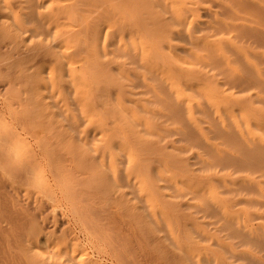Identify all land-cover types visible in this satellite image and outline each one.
Returning a JSON list of instances; mask_svg holds the SVG:
<instances>
[{
	"label": "rangeland",
	"instance_id": "1",
	"mask_svg": "<svg viewBox=\"0 0 264 264\" xmlns=\"http://www.w3.org/2000/svg\"><path fill=\"white\" fill-rule=\"evenodd\" d=\"M98 1H96V3ZM131 1L132 0H123V3L125 4L124 5L121 4V0L120 2H118V0H100L97 4H94V8L89 7L91 11L86 12L85 15L88 16L90 14L91 21L100 19L101 27L104 26L102 30L105 29V32L103 30V41L105 42L107 36L108 38L106 41L107 49L104 51L101 50L100 52L102 58L99 60V62L101 64L100 70H102V75L98 77L99 80H97L98 78L94 81L90 80L85 82V85L89 84L90 82L92 86L94 84L95 88H103L105 90L104 95H106L114 105H117V98L119 96L123 97L124 100L129 98L128 102L126 103L129 113L125 112L122 114V116L129 123V126H131L136 132V148L139 150V159L148 161L149 165L153 163L151 165L153 166L152 172L150 173L156 180L158 192L161 194V196H163L162 200L165 199L164 201H168L170 203L172 202L171 204H173L175 207L181 208V217L176 219L175 222H177L175 223L174 219H168L159 213V211L157 212L159 207L153 209L148 205L146 197L140 190V187L137 183L138 180L135 178L140 171L133 169L132 163H130L124 152H114L111 148L112 153L115 154L116 174H114L111 163L108 160H102L100 153L98 152H102L105 146L91 133V127L86 122V120L83 121V109H81L82 107L79 105L81 104L79 103L80 100L78 98L76 99V96L79 94L78 89H76L78 88V83H74L73 81L69 80L57 82L58 85L55 83V85H51L53 81L45 77V82L43 80L44 83H41L42 80L32 82L33 86H40L38 84L41 83L42 87L40 86L37 89L34 87L33 88L36 90L42 89L45 98L48 96V93L51 96H56L58 94L57 98L49 96V98L51 97L50 99L47 97V100H43L46 102V104L48 103L47 105L49 110H47V112H54L56 116L53 118L57 120V122H60H58V126L60 128L58 129L59 131L57 134L62 135L65 134L66 131L69 132L67 134H70L71 137L74 136V140H76L79 146L82 147V149L80 147L81 151L79 149L82 154H76V156H79L78 162L79 159L80 162L78 163L76 161V157L74 159V157L71 156L70 159L73 160L71 165H75L77 162L79 165L78 167H81L82 170L85 169L90 172L89 170L94 169L95 167L91 165L93 167L91 168L90 164L93 163V165L97 164L101 169H99V174L96 175V179L99 183L97 181L95 182V177L92 178L91 175L89 180L95 183V185L93 182L91 183L92 191L97 189L96 183L101 185L97 187H101L103 190L100 191L99 188L96 190H99V192L93 191L94 193H91V189H88L86 184L84 185V188H82L83 185H81L80 188L82 190H90L89 195L86 193L88 198L92 196L90 198L94 199V197L97 198V195H99L98 198L100 200H105L102 203H99V200L97 202V200L94 199L100 204H98V207L97 203L95 201V203H92L93 199L91 200L89 198L91 200L89 205L92 206L91 204H93L92 207L94 208L92 209L94 211L96 210V213H98L97 217L101 219L100 223L103 226L106 225L104 226L105 229H110L111 227L114 229V227H117L116 231H118V228H123L122 231L120 230L119 232L121 236L123 234L127 236V231L130 229L133 230L132 234L134 235H129L132 245L127 243L131 246V248H133V251H129L127 256L129 255V258H134L135 256L134 260L136 261L134 262L137 264H165L167 262V264H222L223 262V264H264V43L258 42L259 44L256 43L254 44L255 46H251V42L246 43L249 41L246 40L247 38L243 40V38H245L244 34L247 35L245 31H249L252 34L254 33L253 31H255L258 36L259 34L262 35L261 38L263 40L261 41H264V0H208L209 2H201V0H180L181 4L180 7L177 6L178 8H176L175 4L171 2L167 3L163 0H149V3L155 6L156 10L162 14V21L165 23V28L163 29V38L161 41L164 42L165 40V42H168V39L170 40L171 55L169 49H162L160 51L147 50L142 52L140 47V49L132 48V44L129 45L130 42L127 39L128 37L124 38V41L126 42L125 44L127 45H116V47L113 46L112 42L115 40L117 41V35L112 33V30L116 31L115 28L117 26H113H115V24L118 25L121 23L122 14L120 16L119 13H123V10L125 11V16H130L132 12L130 10L131 6L129 7L130 9H128L126 4H129ZM69 3L71 5L72 2ZM218 4H221L222 6L228 5L230 8L228 11H225L221 7L219 8ZM66 5L68 6L69 4L67 3ZM117 6L120 9H123L120 11ZM99 8H102V10ZM116 8L119 10V13L117 14L115 13ZM176 9L177 11H175ZM41 10L44 12L46 11L45 9ZM96 10L99 11V14ZM126 10H130L131 12H126ZM57 11H59V9ZM107 11L110 12L108 13ZM223 11H225V13H223ZM96 12L98 14H96L97 16L94 14ZM113 13H115V17L113 16ZM219 13L222 15H219ZM229 13H232V15ZM91 14H94L95 16ZM105 15L106 18L104 19ZM94 17L98 19H95ZM221 19H223L222 21H226L231 24L229 28L233 31L232 36H241V34L238 33L245 32L244 34L242 33V35H244L243 37L241 36L242 41L240 38L237 39V36L234 41L239 48L246 49L244 54H239L237 49H234L231 52L230 49L226 48V51L230 50L229 52L232 59V65L231 67H228L227 65H223L225 67L222 66L224 70L223 75H225V77L221 76V80H223L222 82L224 83L228 82V80L229 83L230 80L236 83L237 80L243 82L245 79L244 81L252 84H250L252 87L251 91L249 88L245 93H239L241 90L239 86L240 83H236L235 86H231V84L228 85V83H226L225 87H221L218 84L220 81L216 76L219 69L218 67L220 65L218 66L219 63L216 60L217 54L215 52L216 49L214 45L217 46L220 43V38L222 37L218 36L217 34V29H220L221 27L218 25V20L221 21ZM103 20L105 22H103ZM37 23L39 24V22L35 20L32 25H38ZM202 23L209 25L203 27ZM91 24L94 25L93 23ZM38 26H40V24ZM210 26L211 30L205 28H209ZM199 28L202 29V31L199 30ZM256 34L252 36H255ZM91 35L92 34H90L89 37H91ZM95 35H92V37H95ZM113 35L115 40L111 39ZM258 36L257 40L259 38ZM160 45L163 48L161 43ZM258 45H260V47L263 45V47L259 48ZM250 46L253 48L251 49ZM251 52H253V54ZM158 53H162L165 56L171 58L174 64L181 67L183 73L177 74L181 80L180 78L176 77L171 81L170 84L169 80L167 82V80L164 78V75H162L165 74V67L172 66V62L169 60L162 59L158 61V67L154 68L151 66V63L148 62L146 57H149V60H151V58L154 59V57H157ZM254 53L258 55L254 56ZM197 57H199V59H197ZM254 65L258 67L257 70L252 67ZM5 73L6 72H4L3 75H5ZM226 77L229 79L227 80ZM162 78H164V80ZM177 79L179 81H176ZM248 79L250 81H248ZM47 80H50V82ZM29 82L30 81H27L25 83L30 84ZM95 82H98L97 84L100 85L96 87L97 84ZM79 85L81 86V84ZM55 86L56 88H54ZM53 89H55L57 92H55ZM74 92L75 94H73ZM71 98H73V100ZM51 99H55V104ZM64 101L67 105V108L64 106ZM67 101H69V106ZM73 101L74 104L78 106V109L76 105L74 106V104L73 108ZM51 102H53V105H55L57 108L51 105ZM59 104L60 108H58ZM66 109H68L70 112ZM62 111H65L66 113H64V117L70 119L69 123H71V120H73V123H71L72 125L69 124L71 127L75 123V126L78 123L80 124V126L79 124L77 125V127L80 129L78 131L79 134L75 133L78 129L73 130L77 127L74 126V128L72 127L73 129H71L68 127V123L63 120L64 117L60 118V116H63V114H61ZM74 111H78V114L80 113V115L74 113ZM72 112L73 114H71ZM4 113L5 115H8L6 111ZM133 115H135L136 118H134ZM255 117L259 118L257 122L259 124L258 127L253 125V123H255ZM79 118H82V120H79ZM249 122L250 124L248 125ZM82 124L85 125H83V128L81 127ZM45 126L48 128L47 124ZM69 128L75 132L71 131ZM87 128L90 129L88 130ZM84 130L90 132L87 133ZM49 131L50 128L46 129V131L44 130V132ZM77 135L80 136L78 137ZM71 141L73 142V139H71ZM91 144L95 146L92 147ZM74 145L76 146L77 144L75 143ZM89 147L91 149L93 148L94 151L92 152ZM120 153H122L123 156ZM82 155L85 156L86 160L84 158L82 160ZM90 155H96L99 158L96 156H94L95 158H90ZM89 158L93 160V162L90 164L85 162L87 159L89 160ZM90 161L91 160H89V162ZM171 161H174V166L172 165ZM167 162L169 163L167 164ZM175 162L182 165L187 164L189 166L191 174L190 176L186 174L185 180L182 179L180 181H174L168 179L169 174L166 175V173L170 167L169 164H171V167L173 166V170L174 168L178 169V165L175 164ZM97 165L96 167H98ZM107 165L109 166L106 167ZM138 165L139 164L135 163V166L138 167ZM182 165H179V167ZM104 167L110 168L106 170ZM129 168L134 170L132 172L131 178L127 176V171ZM103 176L107 177L106 181L108 180V187L105 184L106 182L102 181ZM214 179L217 183L218 192L220 191L219 194L223 193L222 197L225 199L232 197L230 195V190L233 191L236 189L239 192L244 190L243 192H245V195L241 192L242 194L232 198L235 207L238 205L240 206L239 208L237 207V209H245L250 213L249 227L247 229L249 236L248 234L244 236V240L246 242H242L239 239H229L232 242L231 244L228 239L226 242L225 239L223 241L224 236L222 237V235L225 233H221V235L219 232V234L216 232L217 230H215V228H222L220 226H222L224 222L222 223L221 221H223L225 217L221 216L222 214H220V212H217L219 210H217V208H215L212 203V206H203L204 202L209 201V196H207L209 195V192L206 194V192L199 191L200 188L206 189L209 182H213L216 185ZM101 181L104 182L105 185L103 183L100 184ZM93 187L95 188L93 189ZM258 187H261L262 189L259 190ZM102 191L105 196L102 194ZM132 191H134V193ZM116 194L117 197H112V195ZM247 194H249L250 198L252 195V198L247 199ZM100 196L102 198H100ZM204 197L206 199H204ZM234 198L237 199L234 200ZM121 200L123 201L121 202ZM106 201L108 203H106ZM252 201L253 203L255 201L257 207L255 204L253 207V204L250 203ZM246 203H250L252 206H247ZM259 203H263L261 204L262 206ZM121 205L124 206V208ZM104 206L107 207V211ZM67 207L68 206H61L60 208H62V211L58 208V216L64 217L65 219L69 218L67 219L69 228L77 237L79 236L80 242L85 245L88 253L90 256H92L93 252L88 246L89 244L87 243V236L81 230L82 228L79 221L73 218L70 207ZM116 207H118V209ZM120 208L122 209L121 211H119ZM196 208L199 210H196ZM205 208L206 211H203ZM97 209H99L100 212H98L99 210L97 211ZM214 209L217 211L214 212ZM117 210L119 212H116ZM114 211L116 212V215H112V213L115 214ZM134 211L136 214H134L135 218L133 217V219V215L131 216L130 213ZM219 217H221V221L218 220L220 219ZM140 219L145 221V225L148 227V229L150 228V230H148L145 226V232L142 231L140 233L141 235L138 232L137 224ZM216 221L217 223H220V225L213 227V225H217L215 224ZM226 222L230 223L232 221L228 220ZM131 223H134V225H131ZM171 223L175 224L170 226ZM211 223L214 224L210 226ZM208 224L209 226L206 228V225ZM233 224H235V222H233ZM233 224L231 223L228 225L231 226ZM183 225H189L190 227H188V229ZM194 225L197 226V228ZM225 225L228 226L227 224ZM242 225L243 223H241L240 226H236L235 224L234 227L245 229L244 226L242 227ZM119 226L122 227L120 228ZM213 230L215 231L213 232ZM197 231H199V233ZM244 231L246 232V230ZM205 233L207 235H205ZM214 233L217 235V239L219 238L221 240L218 239V241L216 238L214 239V237H212ZM201 234L203 236H201ZM61 235V233L53 232L52 230L45 231L38 237V243H36L37 246L36 244L29 243L28 240L23 241L25 237L24 236L22 237L23 239L21 238L22 248L19 250H24L27 252L33 251L34 253L40 254L43 253V255L46 252V257L53 259L55 257V260L57 259L56 255L58 257L59 253L65 254L67 252V255H65L62 261H64L65 264H74L71 259V248L69 246H65L63 235L61 239L59 238ZM188 236L192 237L190 241L193 240L194 242H192L194 244L186 240ZM157 237L161 243L157 240ZM246 239H250V242ZM181 240L184 241L182 242ZM140 241L143 242V247L140 246L141 248H138V246L141 245ZM185 241H188L189 243L187 242V244ZM251 241L253 243L252 245H250ZM147 242L148 245L146 246ZM182 243L186 244L182 245ZM230 244L234 248L230 246ZM35 247H38L39 249H36V251ZM148 247H153V251ZM192 248L197 250L194 251ZM231 249H233L235 253H233ZM149 250L154 253L149 252ZM131 252L133 256L131 255ZM143 253L145 254V257ZM96 255L97 254H94L93 257H96ZM112 255L113 254L108 253L107 255L102 256L103 263L117 264V260L114 259V256ZM160 258L162 259V262ZM57 262L61 261L57 259ZM125 263L128 264L127 261L124 262V264Z\"/></svg>",
	"mask_w": 264,
	"mask_h": 264
},
{
	"label": "bare ground",
	"instance_id": "2",
	"mask_svg": "<svg viewBox=\"0 0 264 264\" xmlns=\"http://www.w3.org/2000/svg\"><path fill=\"white\" fill-rule=\"evenodd\" d=\"M68 1L72 2L71 5ZM68 1L67 0H0V193H1L0 194V264H58V263L65 264V262L62 261V259L65 257V255H67V252L65 254L59 253L58 257L56 255V258L61 261V262H57V259L55 260V257L54 259L46 257L45 256L46 252L43 255V253L40 254V253H34L33 251L27 252L24 250H19L22 248L21 246L22 237L25 236L24 239L22 238L23 241L28 240L29 243L36 244L38 243L37 239L40 236V234L48 230H52L53 232H59L63 235V241H64L65 246H69L71 248V251H72L71 259L74 262V264H105L102 261V258H103L102 256L107 255L108 253L113 254L112 256H114V259L117 260L116 262L117 264H124V262L126 261L128 262V264H137L134 262L136 261L134 260L135 256L134 258H129L128 257L129 255L127 256V253L133 249L130 246L132 244L129 238V235L133 233V230L130 229L127 231L125 229L128 232V235L125 236L123 234L124 235L123 237V235L121 236L119 233L120 230L122 231L123 228L122 229L118 228V231H116L117 227L116 228L114 227V229H112V227L110 229H105L104 226L106 225L103 226L100 223L101 219L97 217L98 213H96V210L94 211L92 209L94 208L92 207L93 204H91L92 206L89 205L90 201L93 199V198H90L92 196L89 197L91 200L88 198L90 190H82L80 188L81 185H83L82 188H84V185L86 184L88 189H91V193L94 191V190L92 191V186H91V183L93 181L91 182V180H89V177L92 176V178L95 177L96 179L97 178L96 175L99 174L100 168L97 164H94V165L93 163L90 164L91 162H93V160L90 158L91 157L95 158L94 156H96L97 153L94 156L90 155V158H89V160H91L90 162L88 159L87 161H85L86 160L84 156L85 154L82 155L83 156L82 160L84 158L85 159L84 161L86 163L88 162L90 166L91 165L95 166L94 169L89 170L91 174L87 170L85 169L82 170L81 167H78L79 166L77 164L78 158H79L78 155L82 154V152H80L82 147L79 146L76 140H74V136H72L73 137L72 138L70 134L69 135L67 134L69 132L66 131V133L62 135L57 134L59 131L58 129L60 128L58 126L59 121L57 122V120L53 118L56 116L54 112H50V113L47 112V110H49L48 109L49 107L47 105L48 103L46 104V102L43 101L47 97L49 98V96H51L48 93L50 91L47 92L48 96L45 98L42 89L36 90L38 87L40 86L42 87L41 83L45 82L44 80L45 77L53 81L51 85H53L54 83L58 85L57 82H64V81H69V80L73 81L74 83L75 82L78 83L77 85L78 88L76 89H78L79 91L78 93L81 96L78 94L76 96V99L78 98L80 100L79 103L81 104L79 105H81L82 107L81 109H83L82 111V116L84 119L83 121L86 120V122L91 127V130H90L91 133L94 135V137H96V139L99 142L103 143V145L105 146L103 148V151L102 152L100 151L98 153H100L102 160L104 161L108 160L111 163L114 174H116V170H115L116 160H115V154L112 153L111 148L114 152L115 151L124 152L126 156L128 157L130 163H132L133 169L134 170L137 169V171L138 170L140 171L135 178L138 180L137 183L140 187V190L143 192L144 196L146 197V200L149 206H151L153 209L156 207H159V210H157V212L159 211V213H161L168 219H172V220L174 219V222L176 219H179L181 217V214H180L181 208L175 207L173 204H171L172 202L170 203L168 201H164L165 199L162 200L163 196H161V194L158 192V185L156 183V180L152 177L150 173L152 172L153 166L151 165L153 163L149 165L148 161L139 159L140 158L139 150L136 148V132L131 126H129V123L122 116V114L125 112L129 113V110L126 107V103L128 102L129 98L127 100L126 99L124 100L123 97L119 96L117 98V105L116 104L114 105L111 103V100H109L107 96L104 95L105 90L103 88H95L94 84L92 86L90 82L89 84L86 83L87 85H85V82H88L90 80L94 81L98 77H100V75H102V70H100L101 64L99 62V60L102 58V55L100 54V52L101 50L104 51L105 49H107L106 41H107L108 36L106 37L105 42H104L103 34L105 32V29H103L104 30L103 32L102 28L104 26L102 24L103 27H101L100 19L96 21H93V20L91 21L90 14L88 16L85 15L86 12L91 11L89 7L94 8V4H97L100 0L99 1L98 0H68ZM96 1L98 2L96 3ZM163 1L167 3L171 2L175 4L176 8H178L177 6L180 7V4H181L180 0H163ZM66 2L69 4L68 6L66 5L67 4ZM118 2H120V0H118ZM131 2H129V4L128 3L126 4L128 9L131 8L130 10L132 11L131 12L129 10L131 12V14L128 13L130 14V16L129 15L125 16L126 14H124L125 12L124 10H123V13H119L118 12L119 11L118 8L120 7L119 5H118L119 7L117 6L118 8L115 9L116 14L119 13L120 16L122 14L121 16L122 19H121V23H119L120 25L115 24V26H113V27L117 26L115 28L116 31L112 30V33L117 35L116 36L117 41L115 40L114 35L111 38L112 40H115L112 42L113 46L116 47V45H119V46L127 45L125 44L126 42L124 41V38L128 37L127 39L130 42L129 45L132 44L131 45L132 48H135V49L141 48L142 52H145L147 50L148 51L149 50L160 51L162 49H165V50L169 49V52L171 55L170 40L168 39V42H165V40L164 42L161 41V39L163 38V29L165 28L164 26L165 23L162 21V14L156 10L155 6L149 3V0H132ZM201 2H209V1L201 0ZM121 4H124L123 0H121ZM221 4H218L219 8L221 7L225 11L229 10L230 7L228 5L222 6ZM99 7H100V4H99ZM41 9H45L46 11L44 12ZM58 9L59 11H57ZM99 9L102 10V8H99ZM129 11L126 10V12H129ZM175 11H177V9ZM225 11H223V13H225ZM101 12H104V11H101ZM107 12L109 13L110 11H107ZM106 13H103V14H106ZM115 13H113V16ZM57 14H61V15H57ZM94 14L96 15L97 12ZM94 14H91V15L95 16ZM98 14H99V11H98ZM219 15H222V14L219 13ZM230 15H232V13ZM120 16L118 17L121 18ZM105 18H106V15L104 19ZM95 19H98V18H95ZM35 20L39 22L40 26H38L39 25L38 23H37L38 25H32V23ZM222 20L223 19H221V21L218 20L219 24L217 23L219 26H221L220 29L216 28L218 36H222V37L220 38V43L217 46L214 45L216 49L215 52L217 54L216 60L219 63L218 66L220 65L218 67L219 69L217 68L218 73L216 76L218 77V80L220 81V83L218 82V84L221 87H225L226 83H228V85L231 84V86H235L236 83H240L239 86L241 90L239 91V93L240 92L245 93L247 89L249 88H250L249 90L251 91L252 90V87L250 86L251 83L249 84V82L244 81L245 79L243 80V82L237 80L238 82L236 81V83L230 80V83H229V80H228L229 78L227 79L226 77L228 82H225V83L222 82L223 80H221L222 79L221 76L225 77V75H223L224 70L222 66L227 65L228 67H231L232 59H231V55L229 52L230 50L232 52V50L237 49L239 54L240 53L244 54L246 52V49L239 48L236 45L234 40L237 37H238L237 39L240 38V40L242 41L241 38L245 35V38H243V40L247 38L246 40H249V41L246 42L245 40V42L246 43L251 42V46H255L254 44L256 43L259 44L258 42L264 43V41L263 42L261 41L263 40L261 38L262 35L259 34L258 36L255 33V31H253L254 32L253 34L249 31H245L247 35L244 34L245 32L238 33V34H241L242 37L240 35L238 36L236 35L237 37L232 36L233 31L229 28L231 24L229 22L222 21ZM103 22L105 21L103 20ZM91 23H93L94 25H92ZM202 25L204 27L209 24L202 23ZM205 28L211 30V26L209 28L207 27ZM199 30L202 31V29L200 28ZM214 30H215V27H214ZM242 33L244 35H242ZM90 34L92 35L96 34V35L95 37H92L91 35L92 37L91 38L89 37ZM254 34H256L259 37L258 40H257L256 35H255L256 37L252 36ZM159 42L162 44L163 48L161 47ZM258 47L262 48L263 45H261V47L260 45H258ZM226 48L230 50L226 51ZM251 53L253 54V52ZM255 55H258V54L254 53V56ZM146 59L148 60L149 63H151V66L154 68L158 67L159 60L166 59L172 62L171 58L165 56L162 53H158V56L154 57V59L151 58V60H149V57H146ZM197 59H199V57H197ZM171 64L172 66L165 67V74H162L164 75V78L167 80V82L169 80L170 84H171V81L175 79L176 77L180 78L179 76H177V74L183 73V70L181 69V67L177 66L173 62ZM252 67H254L255 70L258 69L256 65ZM4 72H6L5 75H3ZM164 78L162 79L164 80ZM38 80H42V82L38 84L40 86H37V87L36 85L33 86L32 82H35ZM50 80H47V81L50 82ZM97 80H99V78ZM235 80H236V77H235ZM27 81H30L29 82L30 84H26L25 82ZM176 81H179V80L177 79ZM248 81L250 80L248 79ZM79 84H81V86ZM29 85H31L32 87ZM99 85L97 84L96 87H98ZM33 87L36 89H34ZM54 88H56V86ZM55 92L57 91L55 90ZM68 94H69V91H68ZM73 94H75V92ZM57 96L58 94L56 96H51V97L57 98ZM71 99L73 100V98ZM53 102L55 104V99L53 100ZM53 102H51V105H53ZM67 103L69 106V101H67ZM60 104L58 105V108H60ZM64 104H65V101H64ZM73 104H74V101L72 102V106ZM75 105L76 104H74V106ZM64 106L65 108H67L66 104ZM77 109H78V106H77ZM4 110L7 112L8 115H5ZM62 112L61 114H63V116L62 117L60 116V118H63L64 115L66 114L65 111L63 113ZM74 113L78 114V111L76 112L74 111ZM59 114H60V111H59ZM71 114H73V112ZM78 115H80V113ZM77 117H81V116H77ZM133 117L136 118L135 115H133ZM64 118L63 120L66 123H68V125L69 124L72 125L71 123H73V120H71V123H69L70 119L68 118L64 119ZM79 120H82V118H79ZM254 120H255V123H253V125L258 127L259 124L257 122L259 118L255 117ZM46 124L48 125V128H50L49 132H44V130L46 131V129H48L45 126ZM75 124L72 126L73 128ZM249 124L250 122L248 123V125ZM70 125L68 127L73 129ZM77 125L75 127H77ZM83 125L84 124H82L81 126L82 128H83ZM61 128L63 129L62 126ZM75 129L76 130L78 129V130L75 132L73 131ZM73 130L71 131L77 134L80 129L79 127H77V128H74ZM77 136L79 137L80 135H77ZM71 139H73V142L71 141ZM75 143L77 144L76 146L74 145ZM91 146L94 147L95 145L91 144ZM91 151L92 152L94 151L93 148L91 149ZM76 154L78 155L76 156ZM120 154L123 156L122 153ZM71 156H73L74 159L76 157L77 162L75 165H71V163L73 162V160L70 159ZM98 156L96 157L99 158ZM79 162H80V159H79ZM169 162H167V164ZM135 163L139 164L138 167L135 166ZM171 163L173 165L174 161H171ZM175 164L178 165V169L174 168V170L172 168L174 165L171 167V164H169L170 167L168 168L167 173H166V175L169 174L168 176L169 180H174V181L179 180L180 181L182 179L184 180L186 179L185 177L186 174L190 176L191 172L187 164L182 165L177 162H175ZM96 165L98 167H96ZM179 165H182V166L179 167ZM92 166L91 168H93ZM108 166L109 165H107L106 167ZM109 168L104 167V169L106 170ZM133 169L129 168L127 171L128 172L127 176L129 178H131L132 176V172L134 171ZM102 178H103L102 181L106 182L105 184L108 187V182H107L108 180L106 181L107 177L103 176ZM94 181L96 182L97 179ZM102 181L100 182V184L102 183L104 184V182ZM214 182L216 183L215 179H214ZM93 184L95 185L94 182ZM96 185L101 186L97 183ZM97 186H96L97 189L100 188V191L103 190V188L101 189V187L98 188ZM94 188L95 187H93V189ZM258 188L259 190L262 189L261 187H258ZM199 191L206 192V194L207 192H209V195H207L209 196L208 197L209 201L204 202L203 206H207V205L210 206L212 203V205L215 206L217 210H219L217 211L214 209V212L215 211L220 212V214H222L221 216L225 217L224 219L222 218L223 221H221V217H219L220 219H218L222 223L224 222L222 226H220L222 228L219 229L217 227L218 225H220V223H217V221L215 223L217 225H213V227L214 226L217 227V229L215 228V230H217L216 231L217 233L219 232L220 234L221 233L226 234V235L221 234L222 237L224 236L223 241L224 239H225V242L227 239L228 240L229 239L231 240L239 239L240 241L244 242L245 241L244 236L248 234L247 229L249 227L250 213L245 209H237V207L239 208L240 206L238 205L235 207V204L233 203V198H232L234 196H239L242 193L244 194L245 193L243 192L244 190H241L242 193L237 191L236 189L233 191L230 190V195L232 196L230 197L232 199L228 198L230 200L223 198L222 197L223 193H220L221 195L219 194L220 191L218 192L217 183L215 185L213 182H209L208 187L206 189L200 188ZM96 192H99V190ZM132 192L134 193V191ZM86 193H88V195ZM102 194H103V191H102ZM247 195H248L247 199L252 198V195H251V198L249 197V194ZM113 196L117 197V194L112 195V197ZM98 197L99 195H97V198L94 197V199H96L97 202L98 200L100 201L99 203H102L103 201H105L102 199L100 200ZM100 198L102 197L100 196ZM206 198L204 197V199ZM94 199L92 200V203L95 201ZM235 199L237 198H234V200ZM108 200H109V197H108ZM122 201L123 200H121V202ZM99 203H97V205ZM106 203L108 202L106 201ZM250 203L253 204V207H254V204L256 206L255 201L254 203L253 201ZM250 203L249 204L246 203V205L252 206ZM259 204L261 205L263 203H259ZM61 206L70 207V209L72 210L71 214L73 218L79 221L81 228H82L81 230L87 236V239H88L87 243L89 244L88 246L93 252L92 253L93 255L91 254L92 256H90V254L88 253L87 249L85 248V245L80 242L79 236L77 237L74 234V232L69 228L68 221H67V219L69 218L65 219L64 217L58 216V208L61 209L62 211V208H60ZM118 207L116 208L118 209ZM122 207L124 208V206ZM253 207H250V208H253ZM106 208L107 207H105V209ZM197 208L196 210L200 209V207L199 209ZM98 210L99 209H97V211ZM107 210L108 209H106V211ZM121 210L122 209L120 208L119 211ZM119 211L117 210L116 212H119ZM203 211H206V208ZM98 212H100V210ZM116 212L114 211L115 214L112 213V215H116ZM134 214H136L135 211L130 213L131 216L133 215L132 218L133 217L135 218ZM227 219L232 222L230 223L226 222L228 221ZM233 222H235L236 226H240L241 223H243L242 227L244 226L245 229L234 227L235 224H233ZM175 223H171L170 226H172ZM231 223L233 225L229 226ZM132 224L134 225V223H131V225ZM137 224H138L139 234L142 231L145 232V226H146L145 221L143 219L142 220L140 219V221H138ZM212 224L214 223H211L210 226ZM225 224L227 225L229 224V225L226 226ZM207 226H209V224L206 225V228ZM184 227L188 228L190 226L185 225ZM195 227L197 228V226ZM146 229H148V227ZM148 230H150V228ZM215 230H213V232ZM244 230H246V232ZM197 232L199 233V231ZM202 234L201 236H203ZM62 235L61 237H59L60 239L62 238ZM205 235L207 234L205 233ZM212 237H214V239L215 238L217 239V235L215 233L214 235H212ZM191 239L192 237L188 236L186 240L190 241ZM157 240H158V237H157ZM231 240L229 241L231 242ZM246 240H249L250 242V239H246ZM181 241L183 242L184 240H181ZM188 241H185V242L187 243ZM127 243H129L130 245ZM142 243L143 242H141V245H139L138 248L140 246L143 247ZM186 243H182V245ZM231 244L230 246H232ZM252 244L253 243L251 241L250 245ZM147 245H148V242L146 246ZM148 248L152 249L153 251V247L151 248L148 247ZM36 249H39V248L35 247V250ZM193 250L196 251L197 249L196 250L193 249ZM152 251L149 250V252L154 253ZM231 251L235 253L233 249H231ZM94 254H97L96 257H93ZM131 255H132V252H131ZM144 257H145V254H144ZM161 262H162V259H161Z\"/></svg>",
	"mask_w": 264,
	"mask_h": 264
}]
</instances>
